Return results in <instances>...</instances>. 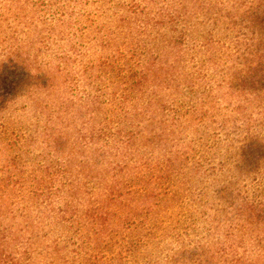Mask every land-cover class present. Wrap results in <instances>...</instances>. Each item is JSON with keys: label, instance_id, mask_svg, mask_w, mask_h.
<instances>
[{"label": "trees", "instance_id": "1", "mask_svg": "<svg viewBox=\"0 0 264 264\" xmlns=\"http://www.w3.org/2000/svg\"><path fill=\"white\" fill-rule=\"evenodd\" d=\"M221 57L245 68L225 65V87L208 97L207 71ZM257 85L264 0H0V113L16 117L0 121V264H55L67 230L89 225L101 236L112 205L131 191L157 192L163 168L167 181L179 172L182 188L214 175L192 161L193 139L183 140L234 125L236 113L210 104ZM16 121L27 128L10 139ZM175 138L191 147L164 167L157 148ZM245 151L260 154L255 141ZM239 192L222 247L231 254L219 264H264V191ZM74 252L70 264L82 257Z\"/></svg>", "mask_w": 264, "mask_h": 264}, {"label": "rangeland", "instance_id": "2", "mask_svg": "<svg viewBox=\"0 0 264 264\" xmlns=\"http://www.w3.org/2000/svg\"><path fill=\"white\" fill-rule=\"evenodd\" d=\"M230 51L235 53L233 47ZM221 58L219 65L207 71L211 79L207 89H213L205 93L208 97L217 96L216 89L225 87L231 70L245 68L242 60H225L224 63ZM28 85V82L21 84L16 93L24 94ZM212 108L220 116L236 113L239 119L234 125H214L201 139L187 132L183 141L189 143L193 139L192 161L199 160L206 171L215 168L214 175L201 182L189 181L182 188L178 183L183 180L179 172L178 175L169 173L168 183L163 168L165 177L162 180L165 181L157 192L131 191L124 195L122 205H112L105 213L109 218L108 228L101 236L89 225L80 226L77 234L72 233L73 228L67 230L58 244L61 256L56 254L55 264H70L74 251L82 255L76 264H208L204 261L208 256L213 259L212 264H219L220 259L222 262V258L231 254L222 251V247L230 242H225V236L230 232V219L238 213L235 197L240 190L258 195L264 191V87L257 85L249 94L224 95L220 101L210 104ZM8 115L15 117L11 108L0 113V121ZM19 127L27 128L17 125V121L13 126H7L10 139L14 134L19 137ZM252 141L258 143L260 154L255 159H246L244 154L248 155V151L241 152V148ZM160 143L164 145L160 146L161 150L157 148V155L164 167L168 159L172 161V152L191 147L185 143L177 144L176 138ZM176 166L174 163L169 171ZM212 176L217 178L215 183H212ZM219 183H224L227 190L221 192ZM58 235L51 233L50 240ZM237 250L242 251L239 247ZM248 252L246 250V254Z\"/></svg>", "mask_w": 264, "mask_h": 264}]
</instances>
